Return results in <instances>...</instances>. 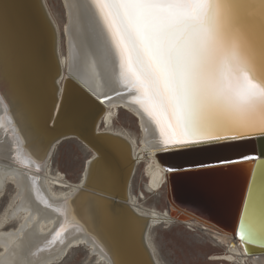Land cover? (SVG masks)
I'll list each match as a JSON object with an SVG mask.
<instances>
[{
    "label": "bare ground",
    "instance_id": "1",
    "mask_svg": "<svg viewBox=\"0 0 264 264\" xmlns=\"http://www.w3.org/2000/svg\"><path fill=\"white\" fill-rule=\"evenodd\" d=\"M22 2L0 0V197L7 187H14L0 216V264H53L80 246L88 248L99 263L114 264L105 236L110 227L108 235L117 231L115 218L96 195L84 191L83 185L111 193L123 178L119 170L125 166L130 168L126 201L146 220L144 241L154 264H160L150 231L161 224L170 226L173 220L166 209L142 207L139 201L145 197L132 194L131 180L143 164L145 189L152 192L164 188L166 171L157 162L156 154L171 148L159 143L155 123L130 102L133 93L119 80L118 58L91 0H62L66 21L64 54L60 50L58 25L45 0H41L58 63L52 87L49 73L48 77H41L45 67L32 50L34 42L22 18ZM224 9L231 27L246 40L250 54L258 64L264 63V0H224ZM68 78L102 100L104 109L96 129L106 136L102 141L112 155L109 161L89 150L77 182L52 171L56 145L44 144L49 134L43 125L47 109L41 94L51 99L52 92L58 98L56 113L61 99H69L75 93L66 87ZM121 112L136 121L138 140L127 130L113 127ZM209 130L217 135L241 133L215 123ZM181 223L210 236L223 249L211 255L212 264H264V254L247 256L240 244L230 245L231 236L203 230L196 222Z\"/></svg>",
    "mask_w": 264,
    "mask_h": 264
},
{
    "label": "snow or ice",
    "instance_id": "2",
    "mask_svg": "<svg viewBox=\"0 0 264 264\" xmlns=\"http://www.w3.org/2000/svg\"><path fill=\"white\" fill-rule=\"evenodd\" d=\"M91 3L118 58L119 80L159 129L162 146L221 138L212 123L264 133V63L231 27L224 0Z\"/></svg>",
    "mask_w": 264,
    "mask_h": 264
},
{
    "label": "water",
    "instance_id": "3",
    "mask_svg": "<svg viewBox=\"0 0 264 264\" xmlns=\"http://www.w3.org/2000/svg\"><path fill=\"white\" fill-rule=\"evenodd\" d=\"M21 2L22 18L34 42L32 50L45 67L41 77H48L49 73L52 87L58 63L51 26L41 0ZM66 87L74 89L75 93L69 99H61L56 113L58 98L53 97L52 92L51 99L41 94L47 109L43 125L49 134L45 146L75 138L91 151H97L100 159L105 156L112 161L102 141L105 135L96 129L104 109L102 100L72 78L66 80ZM218 136L221 138L156 154L157 162L166 171L167 213L173 223L196 222L203 230L231 236L230 245L240 244L247 256L264 254V133L250 131ZM233 168L238 170L236 178L230 173ZM119 171L123 178L113 186L111 193L88 185H83V189L96 195L115 218L117 231L108 235L110 227L105 236L114 264H154L144 241L147 222L126 201L130 168L125 166ZM249 234H252L251 239Z\"/></svg>",
    "mask_w": 264,
    "mask_h": 264
},
{
    "label": "rangeland",
    "instance_id": "4",
    "mask_svg": "<svg viewBox=\"0 0 264 264\" xmlns=\"http://www.w3.org/2000/svg\"><path fill=\"white\" fill-rule=\"evenodd\" d=\"M47 9L59 28L60 50L65 53V9L62 0H45ZM115 129L127 130L138 140L139 131L136 121L130 114L121 112L115 119ZM90 149L75 138H67L58 144L52 153V171L61 172L72 182L79 179L84 164L90 155ZM230 173L236 178L237 169H230ZM146 175L143 164L139 165L131 180V190L134 196L141 198L139 204L145 209H166L165 188L149 192L145 189ZM13 186L7 187L3 196L0 197V216L4 213ZM141 194V195H140ZM14 225H11L12 227ZM150 239L154 245L155 254L160 264H212L209 258L212 254L222 252L214 244L213 239L199 230H190L182 223H173L170 226L158 225L150 231ZM216 243V242H215ZM53 264H101L95 256L91 255L88 248L80 246L72 248L69 253ZM231 264V263H230Z\"/></svg>",
    "mask_w": 264,
    "mask_h": 264
}]
</instances>
